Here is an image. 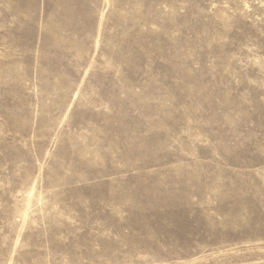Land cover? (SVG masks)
<instances>
[{
  "label": "rangeland",
  "instance_id": "1",
  "mask_svg": "<svg viewBox=\"0 0 264 264\" xmlns=\"http://www.w3.org/2000/svg\"><path fill=\"white\" fill-rule=\"evenodd\" d=\"M0 264H264V0H0Z\"/></svg>",
  "mask_w": 264,
  "mask_h": 264
}]
</instances>
